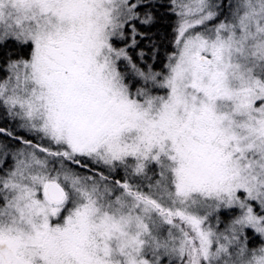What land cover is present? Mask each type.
<instances>
[{"label":"snow or ice","instance_id":"obj_1","mask_svg":"<svg viewBox=\"0 0 264 264\" xmlns=\"http://www.w3.org/2000/svg\"><path fill=\"white\" fill-rule=\"evenodd\" d=\"M0 264H264V0H0Z\"/></svg>","mask_w":264,"mask_h":264}]
</instances>
